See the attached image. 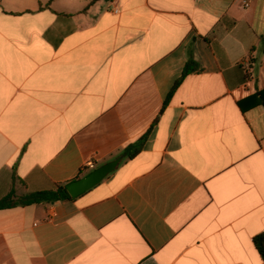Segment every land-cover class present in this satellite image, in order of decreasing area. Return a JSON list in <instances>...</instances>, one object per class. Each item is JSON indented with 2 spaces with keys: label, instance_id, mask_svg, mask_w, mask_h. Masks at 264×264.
I'll use <instances>...</instances> for the list:
<instances>
[{
  "label": "crops",
  "instance_id": "obj_1",
  "mask_svg": "<svg viewBox=\"0 0 264 264\" xmlns=\"http://www.w3.org/2000/svg\"><path fill=\"white\" fill-rule=\"evenodd\" d=\"M263 91L264 0H0V200L122 159L0 210V264H264Z\"/></svg>",
  "mask_w": 264,
  "mask_h": 264
},
{
  "label": "trees",
  "instance_id": "obj_2",
  "mask_svg": "<svg viewBox=\"0 0 264 264\" xmlns=\"http://www.w3.org/2000/svg\"><path fill=\"white\" fill-rule=\"evenodd\" d=\"M199 71L198 64L190 58L188 61L185 70L183 72L182 77L176 82L173 90L170 93L169 98L173 96L175 91L179 88L181 83L191 74L196 73ZM259 99H256L254 105H264V91L258 94ZM239 105L245 109L243 103H239ZM146 138H143L144 141ZM143 142L138 144V147L135 151L129 150L127 156L129 158H134L138 152L142 149ZM68 185L57 186L55 190L46 191V192H37V193H30L23 196H17L15 191H12L6 197L0 200V210L5 209H12L19 206H32V205H39V204H52L66 200H74L67 190ZM254 244L256 249L258 250L262 260L264 261V234L257 236L254 239Z\"/></svg>",
  "mask_w": 264,
  "mask_h": 264
},
{
  "label": "water",
  "instance_id": "obj_3",
  "mask_svg": "<svg viewBox=\"0 0 264 264\" xmlns=\"http://www.w3.org/2000/svg\"><path fill=\"white\" fill-rule=\"evenodd\" d=\"M121 161L122 159L119 158L115 161L104 164L86 177L69 184L67 190L70 196L76 199L100 185L109 175L116 171Z\"/></svg>",
  "mask_w": 264,
  "mask_h": 264
},
{
  "label": "built area",
  "instance_id": "obj_4",
  "mask_svg": "<svg viewBox=\"0 0 264 264\" xmlns=\"http://www.w3.org/2000/svg\"><path fill=\"white\" fill-rule=\"evenodd\" d=\"M252 1L253 0H242L244 8L248 9L251 6ZM97 168H98V161H89L85 165V169L90 170V171H94Z\"/></svg>",
  "mask_w": 264,
  "mask_h": 264
},
{
  "label": "rangeland",
  "instance_id": "obj_5",
  "mask_svg": "<svg viewBox=\"0 0 264 264\" xmlns=\"http://www.w3.org/2000/svg\"><path fill=\"white\" fill-rule=\"evenodd\" d=\"M99 167H100V166H99ZM99 167H98V168H99ZM92 172H93V171H90V172H88L87 174L89 175V174L92 173Z\"/></svg>",
  "mask_w": 264,
  "mask_h": 264
}]
</instances>
